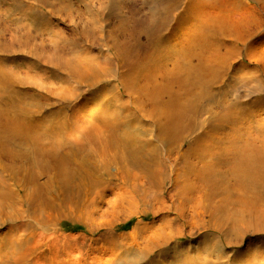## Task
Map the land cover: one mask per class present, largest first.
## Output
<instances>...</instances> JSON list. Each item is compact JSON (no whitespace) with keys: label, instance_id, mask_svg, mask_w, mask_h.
I'll return each instance as SVG.
<instances>
[{"label":"bare ground","instance_id":"1","mask_svg":"<svg viewBox=\"0 0 264 264\" xmlns=\"http://www.w3.org/2000/svg\"><path fill=\"white\" fill-rule=\"evenodd\" d=\"M182 17L166 38L177 57L159 77L130 68L99 99L88 91L106 81L104 65L71 68L72 88L27 109L16 104L11 73L0 71V264H62L58 226L82 212L114 227L137 219L127 246L157 253L155 264H264V136L223 143L217 129L192 137L187 113L197 96L222 91L235 57L264 70V0H188ZM96 24L84 25V46L104 31ZM46 39L55 56L75 50ZM173 206L170 222L189 226L187 234L153 221ZM148 215L153 222L140 224ZM200 228L209 234L198 244H181Z\"/></svg>","mask_w":264,"mask_h":264},{"label":"rangeland","instance_id":"2","mask_svg":"<svg viewBox=\"0 0 264 264\" xmlns=\"http://www.w3.org/2000/svg\"><path fill=\"white\" fill-rule=\"evenodd\" d=\"M187 3L188 0H0V71L11 73L15 90L20 92L16 104L27 109L32 99L55 97L60 94L58 90L72 88L74 84L66 80L71 68L104 65L106 69L102 72L106 81L88 91L99 99V91L114 86L115 77L130 68L142 71L150 67L159 77L161 71L171 65L178 52L168 50L166 38L178 21H184L179 15ZM99 7H102L101 14ZM99 20L104 31L111 30L109 37L102 31L94 44L84 46L87 36L82 31L84 25L96 24ZM47 37L53 40L61 37L62 45L72 44L75 50L62 57L55 56ZM258 47L264 50V44ZM229 65L234 69L227 71L222 91L215 89L201 98L197 96L194 107L187 111L191 136L206 130L215 133L219 129L224 136L223 143H258L256 138L264 136V70L245 55L235 57ZM135 91V87L122 90L123 99L127 93L132 95ZM178 215L179 211L173 206L154 220L148 215L140 224L167 220L173 232L182 227L183 234H187L189 226L183 227L179 220L170 222ZM137 221L132 218L114 227L86 220L84 212L77 213V219L71 218L58 226L59 244L67 243L60 251L62 264H155L157 253L146 257L143 250L127 246L136 239L132 228ZM207 234L200 228L180 242L183 246H195ZM253 239L246 237L237 251H243Z\"/></svg>","mask_w":264,"mask_h":264},{"label":"trees","instance_id":"3","mask_svg":"<svg viewBox=\"0 0 264 264\" xmlns=\"http://www.w3.org/2000/svg\"><path fill=\"white\" fill-rule=\"evenodd\" d=\"M77 229L79 230L80 228H79V227H77Z\"/></svg>","mask_w":264,"mask_h":264}]
</instances>
